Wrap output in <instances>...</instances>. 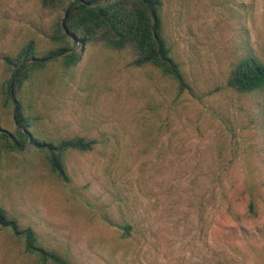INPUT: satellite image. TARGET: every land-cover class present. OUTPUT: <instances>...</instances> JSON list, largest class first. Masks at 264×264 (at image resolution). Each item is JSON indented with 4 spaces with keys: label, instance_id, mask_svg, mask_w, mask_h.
Here are the masks:
<instances>
[{
    "label": "rangeland",
    "instance_id": "rangeland-1",
    "mask_svg": "<svg viewBox=\"0 0 264 264\" xmlns=\"http://www.w3.org/2000/svg\"><path fill=\"white\" fill-rule=\"evenodd\" d=\"M161 1L185 88L134 66L129 49L80 46L69 69L51 58L17 98L46 139L96 143L67 153L68 183L37 151L0 152V209L72 264H264V90L227 87L242 57L264 63V0ZM66 6L0 0L1 129L15 128L3 102L13 68L2 58L30 40L37 58L53 51ZM127 224L125 238L117 225ZM0 264L36 258L0 228Z\"/></svg>",
    "mask_w": 264,
    "mask_h": 264
},
{
    "label": "trees",
    "instance_id": "trees-1",
    "mask_svg": "<svg viewBox=\"0 0 264 264\" xmlns=\"http://www.w3.org/2000/svg\"><path fill=\"white\" fill-rule=\"evenodd\" d=\"M66 1L65 13L69 11L63 18V24L53 25L48 37L55 47L53 51L37 58L35 42L30 40L14 57L2 58L7 67L13 68L3 92V102L12 108L15 128L13 132L0 128V152L37 151L43 156L47 172L63 183L69 182L65 166L67 153L91 152L96 142L78 136L49 140L44 133L37 131L36 118L28 114L16 95L23 90L32 74L45 66V62L58 57L63 68L69 69L79 60L76 49L88 44H102L114 51L129 49L134 56V66H152L175 81L179 88H185L182 73L171 58L170 48L163 36L161 0H40L41 6L47 9ZM227 87L238 94L264 90V63L254 56L242 57L230 71ZM248 212H254L251 202ZM117 226L123 237L130 236L131 225ZM0 228L21 239L24 252L34 256L36 264H72L58 253L40 247L35 232L31 228H20L3 209H0Z\"/></svg>",
    "mask_w": 264,
    "mask_h": 264
},
{
    "label": "water",
    "instance_id": "water-1",
    "mask_svg": "<svg viewBox=\"0 0 264 264\" xmlns=\"http://www.w3.org/2000/svg\"><path fill=\"white\" fill-rule=\"evenodd\" d=\"M68 11H69V9H68ZM68 11H66V13L64 14V17L66 16ZM61 23L63 24V19H62Z\"/></svg>",
    "mask_w": 264,
    "mask_h": 264
}]
</instances>
